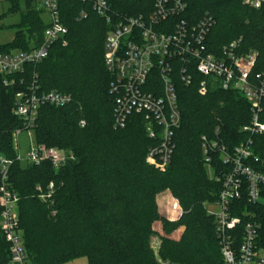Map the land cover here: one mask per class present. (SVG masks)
Segmentation results:
<instances>
[{"label":"trees","instance_id":"16d2710c","mask_svg":"<svg viewBox=\"0 0 264 264\" xmlns=\"http://www.w3.org/2000/svg\"><path fill=\"white\" fill-rule=\"evenodd\" d=\"M9 1L10 12H17L19 0ZM182 1L187 5L185 17L192 22L204 16L214 19L209 35L212 49L218 51L237 41L239 52L258 53L253 73L262 68L264 4L253 8L242 0ZM110 3L114 11L138 15L150 13L155 0ZM59 8L68 29L66 44L56 41L38 64L0 75V158L11 160L9 183L20 198V228L29 264H64L82 257L88 264H157L151 240L159 233L157 254L161 258L185 264H223L215 219L205 206L217 199L221 182L209 176L202 136L219 139L230 148L245 140L240 129L251 119L249 101L232 88L210 87L201 94V76L190 85L178 80L182 124L175 134L176 147L168 168L158 170L146 162L148 148L156 142L147 134L143 114L133 113L123 128L113 126L110 85L114 77L104 64L110 26L81 0H59ZM83 8L88 17L78 19ZM43 11L37 0H25L14 40L0 46V53L38 46L47 27ZM34 81L40 92L72 96L63 107L42 105L31 129L35 145L65 151L67 159L59 167L50 159L39 164L28 160L23 164L17 159L14 135L24 127L13 110L17 94L27 92ZM81 120L85 126L80 125ZM255 141L261 145L256 152L264 157V136H256ZM214 165L219 174L218 157ZM50 184L53 192L46 197ZM159 194L166 198L161 200L164 208L182 212L178 220L161 215ZM244 203L256 214L264 236V202ZM1 211L0 203V264H11Z\"/></svg>","mask_w":264,"mask_h":264},{"label":"built area","instance_id":"2783aa9c","mask_svg":"<svg viewBox=\"0 0 264 264\" xmlns=\"http://www.w3.org/2000/svg\"><path fill=\"white\" fill-rule=\"evenodd\" d=\"M110 26L105 38L104 64L114 79L110 92L114 97L113 126L123 128L133 113L143 114L148 136L156 142L148 148L146 162L158 169L167 167L176 144L175 134L181 127L176 83L190 85L199 79V92L205 95L210 87L235 89L251 106V119L241 127L246 139L230 148L216 138L202 136V154L210 178L221 182L215 209L216 236L223 264H264V236L260 224L246 206L264 202V157L260 156L256 136H264V64L258 66V53L239 52V42L211 48L209 35L214 25L211 16L192 22L185 13L182 0H155L148 14H122L110 0H81ZM260 8L264 0H242ZM42 7L51 19L38 46L18 53H0V75L23 71L27 64H38L49 54L56 41L66 44L67 27L61 20L59 0H43ZM88 17L81 9L78 19ZM36 77V73L34 74ZM7 83V81H6ZM34 81L27 92L17 94L14 114L23 120L25 131L31 132L42 105L63 107L72 96L59 91L40 92ZM85 120L80 125L85 126ZM22 129H17L16 134ZM32 133V132H31ZM219 136L220 131L216 129ZM221 161L216 173L215 158ZM17 159L21 160L19 150ZM50 159L55 167L66 159L63 149L35 145L31 140L27 160L39 164ZM11 160L0 158L1 229L10 245L11 264H29L20 228L19 201L9 183ZM53 192L48 187L46 197ZM157 264H185L159 257Z\"/></svg>","mask_w":264,"mask_h":264},{"label":"rangeland","instance_id":"374dc122","mask_svg":"<svg viewBox=\"0 0 264 264\" xmlns=\"http://www.w3.org/2000/svg\"><path fill=\"white\" fill-rule=\"evenodd\" d=\"M37 3L40 4V6L42 7L43 0H37ZM18 6H19V10L17 12H10L11 2L9 0H0V25H2L0 28V46L9 44L14 40L15 33H16L15 26L21 22L20 11L25 8V0H19ZM43 10H44L42 13L43 23L47 25L50 23L51 19L47 11L44 8ZM12 52L18 53L19 51L14 50ZM32 139H33L32 133L29 131H25V130L21 131L18 134V137H17V134L14 135V145H15L16 151L18 152L19 150V153L21 155L20 161L23 164L27 162L28 152H29ZM168 166L165 167L164 169H158V168L156 169L164 171L168 168ZM162 199L165 201L166 198L164 197L163 194H159L158 204L160 205L159 207H160L161 215L167 220H178L181 217L182 212L172 210L173 207L164 208V205L162 204V201H161ZM205 206H206L207 213L211 215L210 211H213L215 208L211 206L210 203L208 204L206 203ZM157 228H160V226H157ZM179 233H176V237H177V234ZM160 236L161 235L159 233V236L156 235L152 237V240H151V245L155 250L157 259L159 257L157 253H158V249H159L160 242H161ZM64 264H88V260L85 257H82V258H78L71 262H66Z\"/></svg>","mask_w":264,"mask_h":264}]
</instances>
